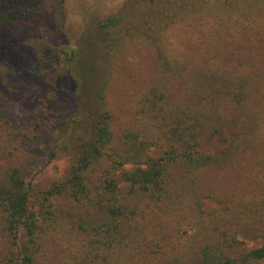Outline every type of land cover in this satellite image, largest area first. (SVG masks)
<instances>
[{"label":"trees","instance_id":"obj_1","mask_svg":"<svg viewBox=\"0 0 264 264\" xmlns=\"http://www.w3.org/2000/svg\"><path fill=\"white\" fill-rule=\"evenodd\" d=\"M33 1L0 0V27ZM141 1L56 49L76 104L51 157L68 166L37 192L0 169V264H264V0L144 23Z\"/></svg>","mask_w":264,"mask_h":264},{"label":"rangeland","instance_id":"obj_2","mask_svg":"<svg viewBox=\"0 0 264 264\" xmlns=\"http://www.w3.org/2000/svg\"><path fill=\"white\" fill-rule=\"evenodd\" d=\"M136 1L35 0L37 5L27 9L20 24L0 27V34L4 33L7 39L4 46L11 49L5 60L0 58V169L20 168L34 192L48 188L64 176L68 166V158L58 153V157H51L55 144L67 138L58 131L63 117L71 114L76 104L70 87L62 79L65 63L56 49L64 44H81V31L86 38L96 39L107 18L121 16ZM201 1H141L137 6L139 19L142 23L147 20L148 9L154 10L156 18L180 5L189 4L196 7L192 10L201 11ZM39 30L42 38L36 33ZM220 39L228 43L225 35ZM20 72L34 77L31 85L22 80ZM116 108L124 112L121 103Z\"/></svg>","mask_w":264,"mask_h":264}]
</instances>
